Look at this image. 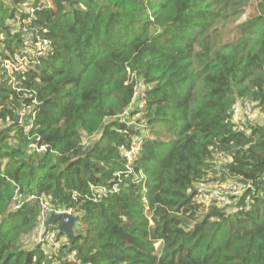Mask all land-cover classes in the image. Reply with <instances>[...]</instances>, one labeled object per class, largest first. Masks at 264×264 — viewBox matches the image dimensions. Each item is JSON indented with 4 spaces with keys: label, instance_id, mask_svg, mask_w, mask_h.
Masks as SVG:
<instances>
[{
    "label": "trees",
    "instance_id": "16d2710c",
    "mask_svg": "<svg viewBox=\"0 0 264 264\" xmlns=\"http://www.w3.org/2000/svg\"><path fill=\"white\" fill-rule=\"evenodd\" d=\"M249 2L0 0V264H264V122L234 109L264 113V0L227 32ZM18 22L51 45L10 74ZM213 180L244 184L231 209ZM44 204L80 216L57 252L27 244Z\"/></svg>",
    "mask_w": 264,
    "mask_h": 264
},
{
    "label": "rangeland",
    "instance_id": "374dc122",
    "mask_svg": "<svg viewBox=\"0 0 264 264\" xmlns=\"http://www.w3.org/2000/svg\"><path fill=\"white\" fill-rule=\"evenodd\" d=\"M42 1H49V0H42ZM31 2L33 3L34 1H31ZM256 4H257V0H250L248 6L245 8L244 13L240 17L236 18V20H233V23H229L227 25V32L235 30V28L237 27V24L245 22L251 15L256 13L257 11ZM31 9L32 8L30 5L28 7V10H31ZM13 22L14 20L11 21V23ZM17 25L19 26V28L21 27V24H19V22L17 23ZM29 51L30 50H28V52ZM30 54L31 56L34 55L32 51H30ZM30 58L31 57L29 56V59ZM144 91H145V85L141 81H139V84L137 87V96L131 108H135L141 104L139 96H141L144 93ZM135 119H136V116L133 118V120ZM235 119L238 120V122L242 124L262 123L264 122V113L261 112V110L259 109H255L254 112H252L251 114L240 115L238 113L235 115ZM98 136L99 134L96 135L95 137L93 136L94 137L93 139L97 138ZM90 138L91 137L85 138L84 141L87 142L88 140H90ZM138 145L134 143L133 147H136ZM132 153L133 152L129 153V155L131 156ZM223 161H228V160H223ZM221 165L222 163L220 164V166ZM213 181L217 183L202 184L198 187V189L200 188V190L204 191L203 194L207 195V197L205 198L208 202L212 201L213 204H218L219 206H226L227 208L231 209L234 206L235 202L238 200V197L241 196V194L243 193L244 184L238 183V186L240 188V192H239L240 195H237L234 192V188L231 187L233 184H235V182H232V181H229V182L220 181L219 182V180H213ZM48 211H50L49 215L53 212L52 210H48ZM54 211L56 212V210ZM57 212L60 213L61 211H57ZM68 213L75 215L72 211H68ZM47 215L45 216L43 221L40 222L39 227L37 228L36 232L29 236L27 244L33 245L35 242H42L44 243V248L47 251L57 252L60 246L62 245V243L66 241V237H61L60 240L56 239V233L58 230L48 229L50 226H52V224L48 223L50 216H47Z\"/></svg>",
    "mask_w": 264,
    "mask_h": 264
},
{
    "label": "built area",
    "instance_id": "2783aa9c",
    "mask_svg": "<svg viewBox=\"0 0 264 264\" xmlns=\"http://www.w3.org/2000/svg\"><path fill=\"white\" fill-rule=\"evenodd\" d=\"M32 8V7H31ZM30 12L33 11V8L31 10H29ZM27 21H23L22 24H26ZM22 28V35H23V40H24V51H21L17 54H15V57L12 59H6L4 61L1 62V66L5 67L8 69L10 74H13V72H18L22 69L26 68V64H28V60H29V56H31L30 51H32L34 53V55H42L46 52H48L51 42L48 38L42 36L40 33H35L34 31H32V29H30V27H28L27 25H25ZM28 50H30L28 52ZM235 114L240 113L241 111H243L245 114H251L254 111V106L252 105V103L250 102V100H248L247 102H245L244 106H240V104H236L235 107ZM24 114H28V112L26 111V108L24 109ZM45 148V146H41L40 148H37V150H43ZM136 147H133V153L130 156V161H133L136 158ZM216 158L218 160V162H222L223 160H227L221 153H216ZM215 183V182H212ZM232 188H234V192L236 194H238L240 192V188L238 186V184H233L231 186ZM205 197H207V195L204 194ZM50 210L46 204H44V210L42 212V217H41V221H43V219L45 218V216H50L48 211ZM71 211V210H68Z\"/></svg>",
    "mask_w": 264,
    "mask_h": 264
},
{
    "label": "water",
    "instance_id": "95a60500",
    "mask_svg": "<svg viewBox=\"0 0 264 264\" xmlns=\"http://www.w3.org/2000/svg\"><path fill=\"white\" fill-rule=\"evenodd\" d=\"M79 219V215H72L67 211H62L60 213L53 211L50 214L48 223L54 224L56 221L60 220V230L69 236H74V227Z\"/></svg>",
    "mask_w": 264,
    "mask_h": 264
},
{
    "label": "bare ground",
    "instance_id": "6f19581e",
    "mask_svg": "<svg viewBox=\"0 0 264 264\" xmlns=\"http://www.w3.org/2000/svg\"><path fill=\"white\" fill-rule=\"evenodd\" d=\"M68 212V211H67Z\"/></svg>",
    "mask_w": 264,
    "mask_h": 264
}]
</instances>
